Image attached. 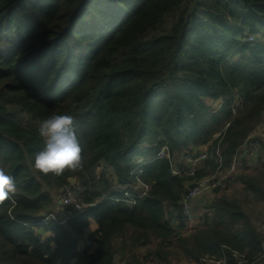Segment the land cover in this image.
Segmentation results:
<instances>
[{
  "label": "trees",
  "instance_id": "16d2710c",
  "mask_svg": "<svg viewBox=\"0 0 264 264\" xmlns=\"http://www.w3.org/2000/svg\"><path fill=\"white\" fill-rule=\"evenodd\" d=\"M260 34L264 0H0V167L16 183L0 206V264H171L177 250L264 264L245 211L264 208V163L233 176L239 197L215 194L194 232L171 225L188 179L176 158L206 147L196 176L225 170L264 123ZM53 114L73 116L82 171L32 167ZM163 146L172 164L156 158ZM66 186L90 206L40 224Z\"/></svg>",
  "mask_w": 264,
  "mask_h": 264
},
{
  "label": "built area",
  "instance_id": "2783aa9c",
  "mask_svg": "<svg viewBox=\"0 0 264 264\" xmlns=\"http://www.w3.org/2000/svg\"><path fill=\"white\" fill-rule=\"evenodd\" d=\"M251 39V38H250ZM264 127V123L262 126ZM216 134L215 136H218ZM261 147V143L258 139V135L248 136L241 146L240 150L233 156L230 165L225 169L221 170L217 167L213 173L198 177L196 176L197 172L202 169V163L208 157V151L206 147H204L200 152L197 153L196 156L191 155H182V159L179 157L176 158V163L180 164L181 167L172 164V156L169 155L168 149L166 146L161 147L157 154L156 158L163 159L167 158L172 164V172L173 174L186 176L188 179L185 183L184 192L180 197V211L181 218L178 220L172 219L171 225L173 228H178L180 230V234L183 236H187L195 231L197 227L203 222V219L210 218L212 216V210L208 207L200 213L194 208L195 200L201 196L207 194H219L227 187V182L232 178L234 174H236L239 167L246 163V158L250 159L254 157ZM242 149L245 150L242 153ZM216 156H218V151L215 152ZM179 161V162H178ZM219 161V158H218ZM220 162V161H219ZM72 189L69 186H66L62 190L63 196L59 197L58 204L62 207V211H58V214L49 213L43 215L41 218L40 224H45L50 220L56 221L58 224H64L66 220L72 216L75 212H81L83 209H86L90 205H84L80 203H73L71 201ZM72 207L70 209H66V206ZM253 227L255 231L260 235V247H261V256L264 257V212L260 214V216L252 221ZM87 244L90 243L87 241ZM139 253H143V251L139 250ZM232 259L235 264H247L244 254L233 251L231 254ZM151 260L152 258L149 257ZM153 260V259H152ZM192 264H227L225 257L216 259L213 257H204L200 259L199 263L191 262ZM115 264H118V261H115ZM122 264V263H121Z\"/></svg>",
  "mask_w": 264,
  "mask_h": 264
},
{
  "label": "clouds",
  "instance_id": "9594fccd",
  "mask_svg": "<svg viewBox=\"0 0 264 264\" xmlns=\"http://www.w3.org/2000/svg\"><path fill=\"white\" fill-rule=\"evenodd\" d=\"M74 123L70 114H53L41 121L38 133L44 140V147L34 154L32 167L36 171L44 175L62 176L65 171L84 169L82 147ZM15 192L14 177L0 167V206L14 202L12 198Z\"/></svg>",
  "mask_w": 264,
  "mask_h": 264
},
{
  "label": "rangeland",
  "instance_id": "374dc122",
  "mask_svg": "<svg viewBox=\"0 0 264 264\" xmlns=\"http://www.w3.org/2000/svg\"><path fill=\"white\" fill-rule=\"evenodd\" d=\"M256 37V36H255ZM257 37H259V36H257ZM257 37H256V40H257ZM260 37L262 38V39H264V35H262V34H260ZM261 39V40H262ZM238 169H241L243 172H246V171H250L251 170V168H249L248 166H244V165H242L241 167H239ZM235 175L236 174H234L233 176L235 177ZM232 176V177H233ZM233 177V178H234ZM72 182H74V181H72ZM241 190H242V187L241 186H238V184H230V185H228V187H226L225 188V190H223L222 192H220L217 196H220V195H222V194H227V195H236L237 197H239V194H240V192H241ZM58 197H60L59 195H57ZM73 196H75V192L73 191L72 192V194H71V201H72V197ZM61 197H63V196H61ZM61 197H60V199H61ZM62 207L58 204V206H57V211H62L63 212V210L61 209ZM245 211L250 215V218L252 219V220H255V219H257L259 216H260V214L262 213V212H264V208H261V207H254V206H248V207H246L245 208ZM92 231V225L88 228V229H86V233H90ZM38 233L39 234H41V230L40 229H38ZM86 236V235H85ZM84 239H86V238H81L80 240H79V243H80V246H81V248H87V246H88V244H87V240H84ZM151 261H153V260H151ZM170 262H171V264H192V263H188V262H186L185 261V259L183 258V256H182V254H181V252H180V250H177L171 257H170Z\"/></svg>",
  "mask_w": 264,
  "mask_h": 264
},
{
  "label": "crops",
  "instance_id": "0c3cea01",
  "mask_svg": "<svg viewBox=\"0 0 264 264\" xmlns=\"http://www.w3.org/2000/svg\"><path fill=\"white\" fill-rule=\"evenodd\" d=\"M261 126H262V124L259 125L258 127H256L253 130V132L249 135V136H251V135L252 136L253 135L257 136L258 135V139H260V142H262L261 143V147H260L258 153L254 157H251L250 159H247L246 158L245 165H247L249 168H251V170L253 168L255 169L257 167L258 163H264V127H261ZM202 149L203 148H201V150ZM242 150H243L242 153H244L245 150L244 149H242ZM179 158L182 159L181 156H179ZM240 172H242V170L241 169H238L237 172H236V175L239 174ZM238 186H240V185L238 184ZM212 199H213V194H211V193L210 194H207V195H204V196H201V197H199V198H197L195 200L194 208L197 211H199L200 213H202L205 210V208H208L209 203L211 202ZM91 225H92V231H93L95 229V225L93 223L90 224V226Z\"/></svg>",
  "mask_w": 264,
  "mask_h": 264
}]
</instances>
